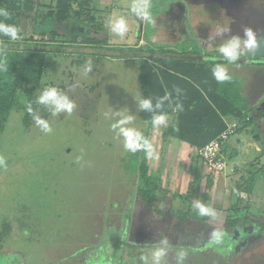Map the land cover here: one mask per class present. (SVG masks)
<instances>
[{"label": "rangeland", "instance_id": "obj_1", "mask_svg": "<svg viewBox=\"0 0 264 264\" xmlns=\"http://www.w3.org/2000/svg\"><path fill=\"white\" fill-rule=\"evenodd\" d=\"M32 1L38 13L22 12L17 20L19 41L79 46L99 42L127 53L171 50L221 57L217 40L206 43L209 28L221 14L214 4L188 7L183 0H149L155 20L150 25L132 15L134 0H90L87 7L80 0H70L71 9L79 14L57 27L46 15L56 0ZM5 8L11 11L12 5ZM112 13L129 22L130 30L122 40L107 29ZM56 32L64 36L52 38ZM98 55H41L36 99L44 89L56 87L75 104L71 114L56 116L39 105L35 115L48 123L50 132L33 118L25 123L22 96L8 114L0 133V231L5 232L0 264H8L4 255L13 256L14 264H142L140 256L162 237L171 245L168 264H175L179 248L187 252L185 264H264V236L249 234L244 243L247 229H223L229 209L255 208L256 197L264 198V184L254 189V199L235 191L242 182L233 179L228 157L224 172L212 177L208 206L214 215L201 223L190 218L192 202H202L206 194L210 171L197 152L167 135L166 128L157 133L140 118L136 100L142 96V59ZM251 58L246 53L240 63L223 64L240 82L252 125L230 119L225 124L235 123L236 130L249 127L253 133L248 137L255 135L264 143V57L252 62ZM86 61L93 67L88 76L83 75ZM128 115L134 120L126 127L136 128L153 145V151L146 153V164L148 173L157 172L159 189L149 212L138 202L137 173L128 169L131 152L112 129ZM231 141L234 136L226 145ZM252 158L248 157L250 162ZM243 211L238 215L244 218L242 227L250 217ZM213 231L223 233L219 243L209 242Z\"/></svg>", "mask_w": 264, "mask_h": 264}, {"label": "trees", "instance_id": "obj_2", "mask_svg": "<svg viewBox=\"0 0 264 264\" xmlns=\"http://www.w3.org/2000/svg\"><path fill=\"white\" fill-rule=\"evenodd\" d=\"M80 1H82V7L83 5L87 7L90 3V0ZM11 5L12 10L9 11L12 15V20L9 21L11 23L17 24L22 12L38 13V7L32 0H0V7L2 8L11 7ZM70 6V0H56L55 7L46 15L54 21L53 23L57 27L61 24H67L70 22L72 14H79V12H73ZM60 35L63 34L56 32L52 38ZM0 46L6 48L4 59H6L8 69L7 71H0V133L4 129L8 114L20 96L24 97V121L26 124L30 123L33 114H36V110L39 109V105L35 101L40 88L43 69L40 59L41 55L45 53L93 54L95 56L101 54L103 57L113 59H122L123 57L142 59L144 65L140 67L139 72L142 96L152 98L155 102L157 97H161L165 93H172L170 100L165 103L162 109L171 117L170 125L166 128L165 133L173 139L193 147L196 152L225 131L227 128L225 120L230 119L243 123L245 126L252 125L249 106L242 98L239 80L232 77L231 82L220 84L211 75L210 68L213 65L226 63L222 57L189 52L177 53L171 50L127 53L123 50L104 47V44L99 42L97 45L93 43L87 46L60 45L52 42L19 40L13 42L6 37H0ZM71 48L74 49V52L66 51ZM254 59L251 58L249 61L252 62ZM176 88L181 90L179 95L174 91ZM29 104L33 109V114L27 111ZM178 104L181 106L180 108L177 107ZM151 115V113L140 111V118L145 123H150ZM225 145L226 143H224L223 148ZM129 163L128 169L137 173L138 202L140 206L145 208V211L149 212L159 189L157 172L148 173L146 153L143 150L131 152ZM209 171L206 194L202 200V203L207 206L214 173L212 170ZM242 211L241 209H234L233 213V210L229 209L226 212L223 229L233 231L243 228V223L240 224V222L244 218L238 217ZM188 216L200 223L210 218V216L201 217L194 211H190ZM245 222L249 223L246 219ZM4 235L5 232L0 231V242ZM136 248L139 250L142 247ZM2 255L0 254V256ZM4 257L8 264H14L13 256L4 255ZM17 264H21L20 261H17Z\"/></svg>", "mask_w": 264, "mask_h": 264}, {"label": "clouds", "instance_id": "obj_3", "mask_svg": "<svg viewBox=\"0 0 264 264\" xmlns=\"http://www.w3.org/2000/svg\"><path fill=\"white\" fill-rule=\"evenodd\" d=\"M130 11L138 20L150 25H155L149 0H134V4ZM11 20V13L6 8L0 7V37H6L8 40L15 42L22 39V33L19 25L9 22ZM107 29L114 38L122 40L129 32L130 25L124 16L112 13L107 20ZM215 31L216 35L209 36L206 43L213 45V41L217 39V37L222 39L223 43L218 46V51L228 65L236 64L246 53L255 51L259 46L257 36L250 28L244 29L243 36L231 35L225 37V33L228 32V26L218 25ZM261 42L264 43V39H262ZM5 52L6 48L0 46V71L8 70L6 59H4ZM92 70V62L86 61L83 67V75L88 76ZM210 72L217 83L223 84L225 82H231L232 80V76L223 63L213 65L210 68ZM174 91L177 95L181 92L179 88L174 89ZM171 95L172 93H165L163 96L157 97L155 102L152 98L143 96H140L136 100L137 109L139 111L152 114L150 123L157 133L169 126L168 115L162 111V109L165 103L170 100ZM35 102L38 105L44 106L53 116L62 112L71 114L75 107L74 102L69 99L68 96L62 94L56 87L44 89ZM177 107L180 108L181 106L178 104ZM27 111L33 114V109L30 104L27 106ZM33 119L44 131H51V128L44 119L35 114H33ZM133 120L134 116L132 115L123 117L112 125V129L117 132V135L123 137L124 149L126 151L135 153L143 150L145 153H151L153 151V145L150 140L136 128L126 127V125L132 124ZM191 208L201 217L214 215L213 210L199 200H194L191 204ZM222 236L223 233L213 231L210 233L209 242L219 243ZM170 249L171 245L167 237H162L140 256V261L142 264H168ZM186 256L187 252L185 249H176L173 257L175 264H185Z\"/></svg>", "mask_w": 264, "mask_h": 264}, {"label": "crops", "instance_id": "obj_4", "mask_svg": "<svg viewBox=\"0 0 264 264\" xmlns=\"http://www.w3.org/2000/svg\"><path fill=\"white\" fill-rule=\"evenodd\" d=\"M170 121H171V117H170ZM250 132L252 131L250 130L249 127H246V128L238 127L236 132L232 135L234 136L235 141L234 142L231 141L230 146H228V143H227V145L224 146L223 148L226 162L228 163V157H230V160H232V163H233V167H234L233 172L235 176L234 178L233 177L232 178L236 181L240 179V181L242 182V185L240 184L237 188H235V191L240 192V194L243 195L245 198L247 197V199L256 197V194L254 193V189L258 185L264 184V172H263L264 171V143L262 142V139H260L259 137L256 138L255 135H253L252 137L251 136L248 137L247 133H250ZM244 135H247V137H244ZM180 143L190 148V150H192L193 152L195 151L196 153V150L193 147L183 142H180ZM257 153L259 154L256 155ZM249 156L250 157L253 156L252 158L253 162H250L251 161L249 160L250 158L248 159ZM244 160H248V161L245 162ZM261 160L263 161V165H261L260 167ZM256 167L258 168L255 169ZM241 189H242V192H241ZM255 202H256V206L255 208H252L253 210H249V209L248 211L244 210L250 216L249 218L246 219L247 221L250 220L249 224H247L246 226L242 228L243 231L244 230L246 231L247 229L246 231L247 234L242 236V238L244 237L243 239L245 242L244 241H241V242H244V243H247L248 241L247 238L252 236L249 234H258V236H264V198H259L257 196ZM238 209L242 210V207L240 206ZM240 214H242V212ZM254 217H259L260 219L258 218V221H255L252 219ZM251 219L252 221H255V222H251ZM248 229L249 230L251 229V231H248ZM254 238H257V237H254ZM243 239H238V240H243Z\"/></svg>", "mask_w": 264, "mask_h": 264}, {"label": "flooded vegetation", "instance_id": "obj_5", "mask_svg": "<svg viewBox=\"0 0 264 264\" xmlns=\"http://www.w3.org/2000/svg\"><path fill=\"white\" fill-rule=\"evenodd\" d=\"M184 4L186 5V3ZM214 5H216V7L221 11V14L219 17H217L214 28H209V36L216 35L215 30L218 25L225 27L228 26V32L225 33V37L231 35L243 36L245 28H250L256 36H260L261 34L264 35V26L260 28L256 25V21L260 20L261 17H263L264 24V0H245L241 6V10L233 13L234 17H229L226 11L222 9L220 5ZM248 23L250 24L248 25ZM215 40L219 41L222 39L217 37Z\"/></svg>", "mask_w": 264, "mask_h": 264}, {"label": "built area", "instance_id": "obj_6", "mask_svg": "<svg viewBox=\"0 0 264 264\" xmlns=\"http://www.w3.org/2000/svg\"><path fill=\"white\" fill-rule=\"evenodd\" d=\"M218 137L206 144L197 151L198 157L202 160L205 167L212 170L214 174H221L226 167L225 156L223 154V145L236 130L237 125L231 123Z\"/></svg>", "mask_w": 264, "mask_h": 264}, {"label": "water", "instance_id": "obj_7", "mask_svg": "<svg viewBox=\"0 0 264 264\" xmlns=\"http://www.w3.org/2000/svg\"><path fill=\"white\" fill-rule=\"evenodd\" d=\"M184 3L188 6H202V5H209V4H218L224 9L229 17H234L233 13H236L238 10H241V6L245 0H183ZM184 5V4H183ZM184 7V6H183ZM250 23H248L249 25ZM256 25L262 28L263 24V17L260 20L256 21ZM258 38V48L251 52L247 53L249 56L255 59L263 58L264 57V43L261 42L264 39V35L257 36ZM219 44L223 43V40L218 41Z\"/></svg>", "mask_w": 264, "mask_h": 264}]
</instances>
